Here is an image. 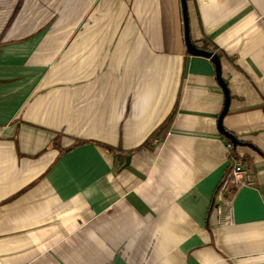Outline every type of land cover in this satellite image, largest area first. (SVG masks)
<instances>
[{"label": "crops", "instance_id": "1", "mask_svg": "<svg viewBox=\"0 0 264 264\" xmlns=\"http://www.w3.org/2000/svg\"><path fill=\"white\" fill-rule=\"evenodd\" d=\"M185 2L253 185L181 0H0V264H264V0Z\"/></svg>", "mask_w": 264, "mask_h": 264}, {"label": "water", "instance_id": "2", "mask_svg": "<svg viewBox=\"0 0 264 264\" xmlns=\"http://www.w3.org/2000/svg\"><path fill=\"white\" fill-rule=\"evenodd\" d=\"M182 2V7L184 11V21H185V45L186 49L190 54L194 55H200V56H205V57H210L212 62L215 64L216 68V79L221 86L222 90L224 91L225 95V101H224V106L222 109V112L219 115L218 118V130L219 132L225 136L233 145L239 144V140L235 135H233L231 132L225 130L222 126V119L223 116L225 115L228 105H229V90L227 87V84L224 82L222 76H221V68H220V58L217 54L211 53L209 51L203 50L195 46L192 41L190 40L189 33H188V24H187V17H186V2L185 0H181ZM129 157H126V162L128 161Z\"/></svg>", "mask_w": 264, "mask_h": 264}, {"label": "built area", "instance_id": "3", "mask_svg": "<svg viewBox=\"0 0 264 264\" xmlns=\"http://www.w3.org/2000/svg\"><path fill=\"white\" fill-rule=\"evenodd\" d=\"M228 143V146H230ZM254 169L253 167L245 163L243 159H231L229 172L222 182L221 189L226 190L228 187H232V191L235 188L247 185L252 186L254 181Z\"/></svg>", "mask_w": 264, "mask_h": 264}, {"label": "trees", "instance_id": "4", "mask_svg": "<svg viewBox=\"0 0 264 264\" xmlns=\"http://www.w3.org/2000/svg\"><path fill=\"white\" fill-rule=\"evenodd\" d=\"M209 50V52H211V53H215V54H217V55H219L218 54V52L217 51H215L214 49H212V48H210V49H208ZM225 83H226V81H225ZM175 112H176V105H175V108H173L172 110H171V112L169 113V115L165 118V120L161 123V125L159 126V127H157V129L149 136V139H150V142L148 143V144H150L151 142H152V140L153 139H155V138H157L158 139V141L159 140H163L164 139V137H165V135L167 134V132L169 131V129H170V126H171V124H172V121H173V118H174V115H175ZM146 142H148V140L146 141ZM228 142H230V141H228ZM238 145H243V143H239V144H237V145H233L232 143H230V149H229V157L232 159V160H234V159H238L239 158V156H238V154L236 153V148L238 147ZM110 150H113L112 148H110V147H108ZM66 150H68V149H66ZM121 161H122V159H121ZM123 162V161H122ZM209 211H210V209H209ZM208 211V212H209Z\"/></svg>", "mask_w": 264, "mask_h": 264}]
</instances>
